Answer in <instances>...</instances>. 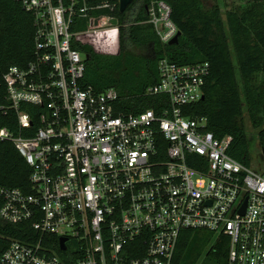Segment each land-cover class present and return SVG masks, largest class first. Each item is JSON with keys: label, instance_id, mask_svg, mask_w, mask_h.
<instances>
[{"label": "built area", "instance_id": "built-area-1", "mask_svg": "<svg viewBox=\"0 0 264 264\" xmlns=\"http://www.w3.org/2000/svg\"><path fill=\"white\" fill-rule=\"evenodd\" d=\"M19 1L33 17L34 47L3 76L0 111L15 114L18 131L0 125V141L29 165L30 189L0 186V222L29 223L38 236L11 240L0 264H175L190 229L226 237L227 264H264V167L230 156L232 137L205 130L206 118L183 115L204 96L209 64L161 58L146 93L168 104L127 113L115 88L86 85V56L74 46L119 33V0ZM147 12L169 43L170 6L155 0ZM53 236L59 247L65 238V255L51 248Z\"/></svg>", "mask_w": 264, "mask_h": 264}, {"label": "trees", "instance_id": "trees-1", "mask_svg": "<svg viewBox=\"0 0 264 264\" xmlns=\"http://www.w3.org/2000/svg\"><path fill=\"white\" fill-rule=\"evenodd\" d=\"M100 1V0H98ZM155 0H133L121 12L119 4L113 15L119 21V53L96 52L90 45L75 41V48L86 56L84 82L96 91L113 87L119 95L118 105L127 113L154 109L160 113L168 104L166 95H149L147 88L158 83V61L161 58L182 64L207 62L209 74L204 85V98L185 106L183 115L204 117L205 130L218 138L232 137L228 154L250 166L244 109L258 131L260 148L264 152V0H249L242 9L227 13L226 31L219 9L205 10L203 0H162L171 8L170 19L180 32L177 44L163 43L150 23L147 7ZM118 2V1H117ZM135 10L130 19L129 11ZM108 14V10L94 11ZM76 30L84 28L83 19ZM75 29V28H73ZM33 17L19 0H0V105L7 104L3 76L8 67L24 66L34 47ZM229 36V37H228ZM229 39L237 56L242 86L239 84L230 57ZM130 46L151 48L148 56L135 55ZM261 77L260 81H256ZM0 125L17 133L13 112L0 111ZM30 167L10 141H0V186L30 189ZM0 198V205H1ZM29 223L0 222V251L11 240L37 237ZM213 236V239H212ZM51 248L65 255L59 239L53 236ZM228 239H214L205 230H184L174 254L175 264H227Z\"/></svg>", "mask_w": 264, "mask_h": 264}, {"label": "rangeland", "instance_id": "rangeland-1", "mask_svg": "<svg viewBox=\"0 0 264 264\" xmlns=\"http://www.w3.org/2000/svg\"><path fill=\"white\" fill-rule=\"evenodd\" d=\"M249 0H203V5L205 10H212L214 7L219 9L220 15L222 20L224 21V26L226 31L227 24L226 18L227 13L229 11L242 9L244 5H246ZM135 10L131 9L129 11L130 19L134 17ZM229 37V36H228ZM93 47L95 51L104 54H118L119 53V33L118 31H103V33L97 38L96 43L94 42ZM229 48H230V57L234 64L236 77L239 84L242 86L241 76L238 69L237 63V56L236 52L234 51V47L229 39ZM129 50L133 52L135 55L139 56H148L151 53V48L148 46L144 47H137V46H130ZM261 77H258L256 81H260ZM246 130H247V139H248V147H249V156H250V166L253 169L260 170L264 167V157L263 151L260 148L259 141H258V131L261 127H253L250 121L249 114L244 109V116H243ZM214 235V234H213ZM213 239V236H212ZM214 239L215 235H214Z\"/></svg>", "mask_w": 264, "mask_h": 264}, {"label": "water", "instance_id": "water-1", "mask_svg": "<svg viewBox=\"0 0 264 264\" xmlns=\"http://www.w3.org/2000/svg\"><path fill=\"white\" fill-rule=\"evenodd\" d=\"M133 2V0H119V9L121 12H124L128 6ZM180 32L177 31L176 35L169 41L170 45L177 44L179 40ZM204 96L202 97V99ZM244 210V208H243ZM243 212V211H242ZM66 248L65 238L60 239V249L64 250Z\"/></svg>", "mask_w": 264, "mask_h": 264}]
</instances>
